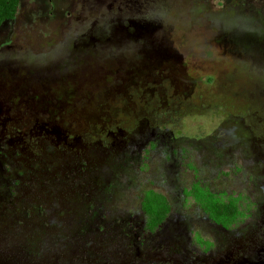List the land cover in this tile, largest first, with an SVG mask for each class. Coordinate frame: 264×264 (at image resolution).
I'll return each mask as SVG.
<instances>
[{
    "label": "rangeland",
    "instance_id": "obj_1",
    "mask_svg": "<svg viewBox=\"0 0 264 264\" xmlns=\"http://www.w3.org/2000/svg\"><path fill=\"white\" fill-rule=\"evenodd\" d=\"M197 180L256 211L224 230ZM148 190L170 204L152 232ZM0 264H264V0H20L0 27Z\"/></svg>",
    "mask_w": 264,
    "mask_h": 264
},
{
    "label": "trees",
    "instance_id": "obj_2",
    "mask_svg": "<svg viewBox=\"0 0 264 264\" xmlns=\"http://www.w3.org/2000/svg\"><path fill=\"white\" fill-rule=\"evenodd\" d=\"M20 0H0V27L5 21L13 20L16 16ZM187 195L198 202L209 219L224 228L240 225L254 204L245 194L234 195L228 192H214L204 186L199 180L195 181ZM141 211L148 218L147 229L154 231L167 218L170 204L165 195L154 190H148L140 200Z\"/></svg>",
    "mask_w": 264,
    "mask_h": 264
},
{
    "label": "flooded vegetation",
    "instance_id": "obj_3",
    "mask_svg": "<svg viewBox=\"0 0 264 264\" xmlns=\"http://www.w3.org/2000/svg\"><path fill=\"white\" fill-rule=\"evenodd\" d=\"M15 19V18H14ZM63 128V127H62ZM65 131H66V133H68L69 134V137H76V133H74V132H72V130H68V129H66V128H63ZM89 133V135H92L93 136V133L91 132V131H89L88 132ZM75 135V136H74ZM92 136H90L89 137V139L88 138H82L83 140H82V142H85V144H91L92 143V141H93V137ZM66 137V136H65ZM72 137V138H73ZM66 138H68V137H66ZM71 138V139H72ZM71 139H67L68 141H71ZM242 142H244V140L242 141ZM210 190V189H209ZM220 192V191H219ZM222 192V191H221ZM237 194H239V193H237ZM236 194V195H237ZM251 200H252V202H253V204H254V206H253V208L250 210V212H249V214L247 215V216H245V218H244V220H243V222L240 224V225H238L237 227H233V228H224V227H222V226H220V225H218V226H220L221 228H223L224 230H227V231H234V230H237L238 228H240L242 225H244L245 223H246V221H248V219H250L251 217H252V215L254 214V212L256 211V209H257V204L253 201V199L248 195V194H246ZM217 225V224H216ZM157 229V228H156ZM148 230V229H147ZM149 231V230H148ZM152 232V231H151Z\"/></svg>",
    "mask_w": 264,
    "mask_h": 264
}]
</instances>
